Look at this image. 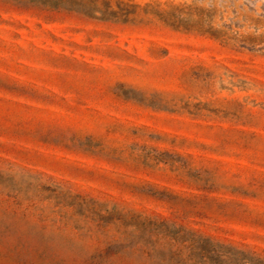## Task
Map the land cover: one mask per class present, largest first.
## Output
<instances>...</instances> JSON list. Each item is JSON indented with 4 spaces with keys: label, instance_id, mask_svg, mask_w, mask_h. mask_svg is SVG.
Here are the masks:
<instances>
[{
    "label": "rangeland",
    "instance_id": "obj_1",
    "mask_svg": "<svg viewBox=\"0 0 264 264\" xmlns=\"http://www.w3.org/2000/svg\"><path fill=\"white\" fill-rule=\"evenodd\" d=\"M0 264H264V0H0Z\"/></svg>",
    "mask_w": 264,
    "mask_h": 264
}]
</instances>
